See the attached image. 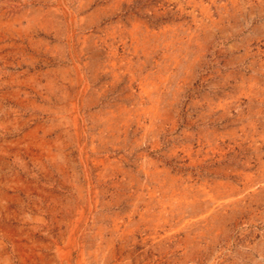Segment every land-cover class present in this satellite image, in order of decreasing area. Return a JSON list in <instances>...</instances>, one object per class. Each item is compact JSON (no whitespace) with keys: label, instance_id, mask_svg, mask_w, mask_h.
Instances as JSON below:
<instances>
[{"label":"rangeland","instance_id":"374dc122","mask_svg":"<svg viewBox=\"0 0 264 264\" xmlns=\"http://www.w3.org/2000/svg\"><path fill=\"white\" fill-rule=\"evenodd\" d=\"M0 264H264V0H0Z\"/></svg>","mask_w":264,"mask_h":264}]
</instances>
